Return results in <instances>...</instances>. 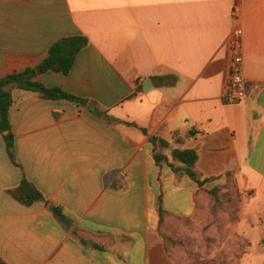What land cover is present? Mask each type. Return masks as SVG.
Instances as JSON below:
<instances>
[{"label":"crops","instance_id":"0c3cea01","mask_svg":"<svg viewBox=\"0 0 264 264\" xmlns=\"http://www.w3.org/2000/svg\"><path fill=\"white\" fill-rule=\"evenodd\" d=\"M237 27L248 100L228 104L227 46ZM73 37L89 43L71 72L36 80L86 106L13 92L15 163L0 133V259L173 264L161 235L160 199L166 217L187 219L208 183L201 188L158 164L155 154L171 150L164 141L198 153L199 179L234 177L247 213L238 230L251 243L239 264H253L257 248L264 249V0H0V78L38 65L52 45ZM187 177L191 211L166 210L164 187ZM23 179L71 223L49 205L21 204L11 192ZM254 231H261L256 241Z\"/></svg>","mask_w":264,"mask_h":264},{"label":"rangeland","instance_id":"374dc122","mask_svg":"<svg viewBox=\"0 0 264 264\" xmlns=\"http://www.w3.org/2000/svg\"><path fill=\"white\" fill-rule=\"evenodd\" d=\"M160 153H167L175 165H180L172 159L171 150L162 148ZM189 183L187 177L181 186L166 184L163 190L166 210L185 214L191 211L193 201ZM157 191L158 184L153 180L152 192ZM198 199L199 208L195 215L187 219L168 216L161 224V235L171 252L173 264H239L251 243L238 230V224L247 213L244 194L236 180L227 175L217 184L208 183ZM260 232H253L255 241ZM259 238L264 241V234ZM244 264L249 263L246 260ZM253 264H264V249L261 247L257 248Z\"/></svg>","mask_w":264,"mask_h":264},{"label":"trees","instance_id":"16d2710c","mask_svg":"<svg viewBox=\"0 0 264 264\" xmlns=\"http://www.w3.org/2000/svg\"><path fill=\"white\" fill-rule=\"evenodd\" d=\"M89 43L86 37H73L65 38L54 45H52L48 51L47 56L38 65L29 67L22 72H15L7 75L6 77L0 78V133L4 134V140L7 145V150L10 159L15 163V137L12 132L10 124L9 113L14 104L13 92L15 90H23L27 92H35L40 94L44 99L48 100H66L73 102L79 106H86L87 101L81 98H77L60 88H48L39 81L37 77L42 74L49 72L59 73L68 75L75 63L77 55L80 51ZM95 108L91 106V110ZM110 120V119H109ZM147 133L146 130H144ZM157 138L151 137L150 141L155 143ZM161 144L171 149L172 159L176 162L183 164V166H176L174 163L169 161L166 155L155 154L154 158L158 164L166 162L173 172L179 174H186L193 180L199 187H203L206 183L211 180L199 179L197 173L193 167L198 161V153L195 150L187 149L181 150L173 148L164 141ZM11 194L23 205L30 207L36 203H43L49 205L48 200L32 183L27 179H23L21 185ZM49 209L54 212L60 219V221L68 225L71 220L63 214L61 208L49 205ZM159 213L161 217V224L168 213L164 210L162 205V198L160 199ZM96 248H100L95 245ZM0 264H7L0 259Z\"/></svg>","mask_w":264,"mask_h":264},{"label":"built area","instance_id":"2783aa9c","mask_svg":"<svg viewBox=\"0 0 264 264\" xmlns=\"http://www.w3.org/2000/svg\"><path fill=\"white\" fill-rule=\"evenodd\" d=\"M229 62L224 100L228 104L245 103L248 100L245 77L243 30L235 28L228 40Z\"/></svg>","mask_w":264,"mask_h":264},{"label":"water","instance_id":"95a60500","mask_svg":"<svg viewBox=\"0 0 264 264\" xmlns=\"http://www.w3.org/2000/svg\"><path fill=\"white\" fill-rule=\"evenodd\" d=\"M145 91H148V89L145 87ZM8 134V132H5V135Z\"/></svg>","mask_w":264,"mask_h":264}]
</instances>
